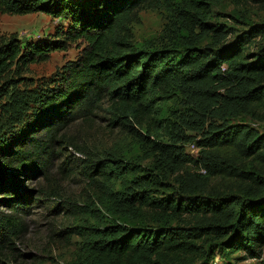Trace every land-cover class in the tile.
Wrapping results in <instances>:
<instances>
[{"label": "trees", "instance_id": "16d2710c", "mask_svg": "<svg viewBox=\"0 0 264 264\" xmlns=\"http://www.w3.org/2000/svg\"><path fill=\"white\" fill-rule=\"evenodd\" d=\"M225 1L0 0L2 13L44 12L71 21L63 40L54 44L11 39L0 47V75L45 61L72 42L85 43L79 58L57 73L58 82L35 96L18 130H5L17 122V111L4 120L6 126L0 124V193L8 195L6 205L24 209L14 180L40 171L38 159L50 154L53 133L102 110L105 100L110 123L127 127L149 147L144 157L153 159L152 170L139 178L120 154L104 159L98 199L124 221L79 226L81 241L72 264H196L219 250L262 257L264 20L237 12L234 19L246 27L231 37L234 29L215 15V7ZM255 1L264 7V0ZM147 8L170 13L182 29L175 35L178 42L138 46L132 24ZM205 39L211 44L198 46ZM255 40L260 44L252 50ZM175 87L192 107L193 118L185 123L201 134L196 154L179 145L192 138L180 136V128H169V119L161 117L162 103L175 96ZM41 131L44 138L37 136ZM162 134L171 142L151 137ZM97 217L103 221L105 215ZM20 226L16 214L0 210V256L14 248L11 240Z\"/></svg>", "mask_w": 264, "mask_h": 264}, {"label": "rangeland", "instance_id": "374dc122", "mask_svg": "<svg viewBox=\"0 0 264 264\" xmlns=\"http://www.w3.org/2000/svg\"><path fill=\"white\" fill-rule=\"evenodd\" d=\"M239 11L255 21L264 20V7L258 1L223 2L215 7V15L221 16V23H227L234 29L231 37L246 27L234 19ZM138 16L139 21L132 24L138 46H164L178 42L175 35L182 29L172 21L167 10L147 8L141 10ZM70 25L68 18H58L44 12H0V47L7 45L11 39L25 45L54 44L59 39L63 40L62 34ZM211 42V39H205L198 46L210 45ZM256 44H260L258 40L253 43L252 50ZM84 47L83 41H75L64 50H53L45 61L30 63L26 67L14 66L0 75V124L6 126L4 120L10 116L15 118L16 111L18 118L14 125L6 126L5 130L11 128L15 131L21 127L22 121L31 113L35 96L43 88L54 86L58 82L57 73L62 72L68 62L77 60ZM176 54L182 57L184 52L179 49ZM178 88L175 87V96L171 100L163 101L161 117L169 119V128L177 125L180 136L185 134L192 138V141L179 145L183 144L189 153L196 154L195 144L201 134L185 123L187 118H193L192 107L187 105L186 98ZM107 106L108 101L105 100L102 110L76 118L55 131L49 145L50 154L38 159L40 171L14 180L12 187L25 200L24 209L14 211L6 205L8 195L0 193V210L16 214L21 220L19 232L11 240L14 248H8L0 256V264H72L81 241L77 233L79 226L103 227L116 219L124 221L110 215L98 199L102 194L103 179L99 171L102 163L110 154L118 153L131 162L137 172L136 178H139L152 170L153 159L144 157L149 147L130 133L127 127L110 123ZM137 128L142 134L145 133L144 129ZM37 136L44 138L46 132L41 131ZM151 137L171 142L165 134ZM133 178L134 174H130L129 180ZM120 188L121 181H118L116 189ZM11 196L14 198L15 194ZM101 213L105 215L103 221L97 217ZM128 223L130 226H141L139 223ZM171 224L178 225V221H172ZM226 251H215L213 257L207 254L198 259L196 264H258L264 260V249L259 259L249 258L244 250Z\"/></svg>", "mask_w": 264, "mask_h": 264}]
</instances>
